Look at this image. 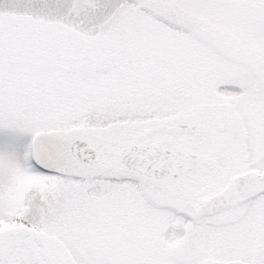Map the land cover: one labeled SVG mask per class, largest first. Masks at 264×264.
Instances as JSON below:
<instances>
[{
  "label": "snow or ice",
  "instance_id": "snow-or-ice-1",
  "mask_svg": "<svg viewBox=\"0 0 264 264\" xmlns=\"http://www.w3.org/2000/svg\"><path fill=\"white\" fill-rule=\"evenodd\" d=\"M0 264H264V0H0Z\"/></svg>",
  "mask_w": 264,
  "mask_h": 264
}]
</instances>
